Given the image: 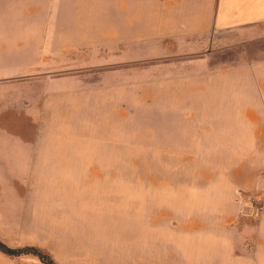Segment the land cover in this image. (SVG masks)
I'll use <instances>...</instances> for the list:
<instances>
[{
    "label": "crops",
    "instance_id": "obj_1",
    "mask_svg": "<svg viewBox=\"0 0 264 264\" xmlns=\"http://www.w3.org/2000/svg\"><path fill=\"white\" fill-rule=\"evenodd\" d=\"M136 137L149 166L221 169L214 214L235 186L264 204V0H0V264H59L40 192ZM232 215L219 259L264 262V208Z\"/></svg>",
    "mask_w": 264,
    "mask_h": 264
},
{
    "label": "rangeland",
    "instance_id": "obj_2",
    "mask_svg": "<svg viewBox=\"0 0 264 264\" xmlns=\"http://www.w3.org/2000/svg\"><path fill=\"white\" fill-rule=\"evenodd\" d=\"M145 89L141 95L148 96ZM131 110L136 114L133 133L138 124L137 105ZM177 122L183 123L184 119ZM132 142L125 144V148L130 146L129 152L117 151L115 146L114 167L91 169L85 167L91 166L89 162H82L81 183L45 185V192H40L36 204L49 211L46 212L50 213L49 219H56L61 225V231L53 229L46 233L51 243L57 245L51 250L59 264L233 263L225 257L219 259L222 251L217 248L215 230L221 222L223 227L226 221L229 223L237 208L236 186L227 189L226 212L214 214L211 199L216 198L221 169L149 166L153 163V152L143 151L153 147L140 145L137 137ZM174 148L181 155L192 152L186 145ZM63 192L67 195L65 199ZM213 246L215 250L210 249Z\"/></svg>",
    "mask_w": 264,
    "mask_h": 264
},
{
    "label": "built area",
    "instance_id": "obj_3",
    "mask_svg": "<svg viewBox=\"0 0 264 264\" xmlns=\"http://www.w3.org/2000/svg\"><path fill=\"white\" fill-rule=\"evenodd\" d=\"M234 201L239 206L240 212L243 215H255L260 213L264 208L261 197L247 195L239 188L234 190Z\"/></svg>",
    "mask_w": 264,
    "mask_h": 264
},
{
    "label": "trees",
    "instance_id": "obj_4",
    "mask_svg": "<svg viewBox=\"0 0 264 264\" xmlns=\"http://www.w3.org/2000/svg\"><path fill=\"white\" fill-rule=\"evenodd\" d=\"M0 250H2L4 253L11 255L14 254L13 252L9 251V250H5L1 245H0ZM29 252L33 253V252H39L42 255V260L45 264H54V262L51 260V258L41 249H31Z\"/></svg>",
    "mask_w": 264,
    "mask_h": 264
},
{
    "label": "water",
    "instance_id": "obj_5",
    "mask_svg": "<svg viewBox=\"0 0 264 264\" xmlns=\"http://www.w3.org/2000/svg\"><path fill=\"white\" fill-rule=\"evenodd\" d=\"M5 250L7 251L8 249L7 248H5ZM39 256H41V254H38Z\"/></svg>",
    "mask_w": 264,
    "mask_h": 264
}]
</instances>
